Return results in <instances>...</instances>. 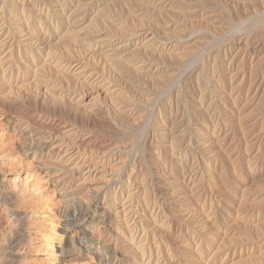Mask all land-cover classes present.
<instances>
[{
	"label": "rangeland",
	"instance_id": "rangeland-1",
	"mask_svg": "<svg viewBox=\"0 0 264 264\" xmlns=\"http://www.w3.org/2000/svg\"><path fill=\"white\" fill-rule=\"evenodd\" d=\"M73 1L74 0H66L67 4L64 7L65 10H62V16L65 19V24L63 26L59 23L58 18H56L57 16L54 15V9H56L57 6L59 7L61 3L65 2L64 0H54V2H50L49 0H0V26L3 29L1 30L4 32V34L9 33L7 35H10L9 37L12 39L11 49L10 47H6L0 51V85L2 84V86H0V108L2 109H0V126L1 124L3 126L6 118L10 116L9 113L11 116H18L20 111H25L26 108H28L30 110L27 109L26 111H29L30 113H36L38 109L37 113L40 112L39 114L44 117H58V119L66 121L67 123L69 121L70 124L74 123V125L78 124L76 126H80L81 128H87L88 130H86L94 137L97 135L95 138H93V140L97 143L99 142L98 144L104 147L100 148V150L98 149L99 151H96L95 149L97 148H94L96 153L94 150L93 152L92 150H86L89 158H93L91 159L94 167V173L87 179L86 187L94 189L96 196L94 194L87 195L86 189H83L81 190L82 201L84 200L83 202L86 203L85 205H91V208L95 202H100L109 207L112 212H115L117 209L116 207H118L116 200L118 199L119 201L121 198L124 200L129 193H132L133 195H131L130 199L131 205L134 208L133 210L137 213V216L138 214L142 215L141 222L136 228H133L132 223L130 222L128 225H126L128 227H125V225H120L122 228L119 229V232L122 233H120L122 237L119 235L117 242L119 244V248H121V250L126 253L124 255L125 258L122 259V262L124 261L132 264L143 263L140 262V252H137L133 249H128L129 245H126L129 244L128 240L131 239V237H134L138 242H144L142 243V245H144L141 247V253H144V263H147L148 259H150L149 264H264V171H262L264 170V50L263 52L262 49L258 51V49L255 48L254 50L256 42L254 43L255 39H253L252 35L256 33V29L258 27L264 25V0H93V3L92 0H78L79 2L77 0H75V2ZM84 2L86 4H83ZM89 2H91V4ZM182 2H185V10L187 11L186 13L184 10L185 15L183 16L177 12V6ZM78 3H80L79 5H88L85 6L87 8L80 9L85 13L80 10H76L78 7L76 4ZM71 11H73L72 16L70 14ZM101 13L109 16V18L103 19L102 21V16L100 15ZM69 16L70 19H68ZM28 20L30 22H28ZM16 21H18L19 24L16 23ZM253 25L255 27H253ZM72 26L75 27L73 28ZM119 27L122 28L118 29ZM68 29L72 39L75 37V39H80L79 41L81 43L77 42L79 44H87L98 34L102 33L105 36L115 39L116 36L122 37L124 35L125 38H130L131 36H129V34L134 35L135 33L141 34L143 32L148 34L147 38H153L151 47L154 50L156 47L160 46L161 43H170L171 45L173 44L172 46L175 48L172 51L169 50L168 52L172 53L173 55L163 56L162 58L156 55H154V57L153 54L150 55V52H138V57H136V53V56L134 54L132 55L131 50L133 48L127 49L125 53L130 51L131 53H127L126 60L128 58L127 61L129 62L126 63L127 65L125 64L123 71H130L131 73H127L131 75L134 73V76L135 74L139 75L138 85L133 86L129 84V82H127L123 76H121L120 71L122 70H119V63H116L114 67V63L111 65V62H105V60L103 62V59H101L102 57L100 58V56H96L95 54H93V57L91 55L92 53L87 52V50H85L83 47L81 48L79 44L77 45V43H72L69 39L65 38L67 37L65 34L69 33ZM51 30H53V32ZM21 31L31 35L35 33L38 34L37 36L46 35V38H49L50 43H44L43 41L34 43L31 42V46L28 45V48L26 46L24 47L22 44H20L21 42L18 43V41H20L18 35H20L19 33H21ZM72 31H74V33ZM10 32L13 33V35ZM63 35L64 37H62ZM174 35L177 36V38ZM124 37H122V39H125ZM62 40H64V42ZM241 40L242 42H240ZM263 40L264 38L262 41ZM82 41L85 42L83 43ZM60 42H63V44ZM252 44L254 46H252ZM20 45L22 46L20 47ZM45 45L46 47L48 46L49 49L48 47L46 48ZM217 46L219 48H217ZM36 47L39 48L38 51ZM21 49L23 51L27 49L25 50L26 54L25 51L23 52ZM47 51L49 53L52 52L50 53L51 57H53L52 55H55L56 58L64 60L68 58V61H72L75 64L77 62H82V64L86 66V68L90 70L91 73L95 74L96 78L98 77L103 79L104 83H107V85L110 83L108 86L106 85L105 87H102V89H105L106 87H109L108 89H110V87H112L114 90H119L121 92L120 102L123 101L126 103L124 104L126 110L124 108L121 109V107L124 105L119 103L117 104V101L114 102L111 97H107L108 99L111 98L110 100L107 98H105V100L103 98L106 97L104 96V93L102 94L99 88L93 87V80L87 78V74H84L80 79L78 78L77 80L76 75L72 74V71L75 69L71 68L70 70L64 71L53 67L52 64L48 65L49 61H46L48 58L45 57L47 55ZM86 52L91 55V57ZM178 52L180 54L189 52V54H186V59L177 61L174 57L178 54ZM6 55L7 58H4ZM6 59L8 63L4 65L3 61H6ZM28 59L30 61H28ZM44 60L47 63L44 62ZM108 63H110V65ZM9 65L10 69L7 70L6 68ZM41 65H43L44 70ZM202 65H204V75L208 73L207 75L209 76H200V70L202 71L203 69L201 67ZM25 67L27 72L24 71ZM33 70L36 71L34 72ZM2 74H4V76H2ZM97 74H101L102 76H98ZM85 75L87 76L85 77ZM119 75L121 76V80ZM186 75H191V78ZM197 76H199L200 79ZM243 76L244 78L241 79ZM152 77L157 80L153 81ZM168 77L170 78L169 83L164 85L165 87L163 86V88H159V83L163 80H166ZM85 78L87 80H85ZM74 79L77 80L78 84ZM81 81L82 83L84 81L83 85ZM86 81H88L89 84L86 83L85 85ZM79 84L80 86H78ZM90 85L91 88L93 87L92 89L90 88ZM133 87H137V89H133ZM207 87L209 90L213 91L209 92V95L203 93ZM218 88L222 97L220 96L217 99L216 90ZM256 88L258 89L256 90ZM160 89H162V91ZM198 90H200V92ZM98 94L101 96L99 95L100 97H98ZM96 95L97 98H95V100L91 99L94 96L96 97ZM182 96L184 98H182ZM187 96H190V98L193 100H196L195 98H197V102L202 100L201 108L203 111L205 109V113L203 112L200 114L203 117H200L199 121L203 131H197L198 125L196 121L193 120L194 118L192 117L194 115L191 113L192 102L190 101H192V99L188 98ZM203 96H206L207 98ZM4 97H6L5 99L7 101L3 99ZM48 97L51 98L49 99ZM7 98L13 101H9ZM1 99L4 100V103L6 102V107L2 106L4 103L1 102L3 101ZM185 99L188 100L185 101ZM221 99L223 100L221 101ZM235 99L238 101V103ZM230 100L232 102H230ZM8 102H12L11 105L8 104ZM86 102L90 103V107L89 103ZM211 102L212 104H210ZM205 105H207V107ZM210 107L211 110L209 109ZM235 107L236 109H234ZM4 109L7 110L5 111ZM212 111H216V113L214 114ZM237 111H241L242 113L238 112L237 115ZM136 114L137 116L139 115L138 118ZM230 114L233 117H231ZM173 123H176V125L175 128L173 127L172 129ZM229 124H234L236 127L232 125L234 128L232 129L234 134L231 131L232 135L231 133L228 135L229 137L226 144H230L228 147L230 149L228 153H231L232 150L233 153L235 151L236 155H238L239 159H241L243 167H246L244 169L245 171L250 172L252 169V171L258 173L255 177H251L248 172H244L243 176L245 178L241 180L244 182L243 184L240 182L239 186L237 183H234L236 181L232 182V184L230 181V185L234 184L233 186H236V190L239 189L238 194H236L233 200V205H236L233 206L231 210H227L225 208L224 199H222V196L220 195L219 188L222 187V183L218 178V175L223 171L220 169H223V161L225 162V159L222 158L221 154H216L219 151V145L215 143L218 139L212 135V133L215 134V136L221 135L220 138H222V135L225 132H230L229 130L232 127ZM242 129H244V131ZM251 129L252 131H250ZM186 130H188V132ZM246 130L248 132H245ZM2 132L3 130L0 129V133ZM196 133H199L200 135H196ZM161 136L163 138H161ZM212 136L213 138H210ZM4 137L5 136L3 134L1 135L0 139ZM10 141L12 142L13 139L9 140L7 137L5 141L6 143L4 142L7 145L5 149L8 151H13L11 145L7 144V142L9 143ZM200 144L203 146H199ZM207 144L209 145L207 146ZM248 145L251 148H248ZM245 148H247L248 151ZM258 151L262 152L260 153V156H257L259 153ZM13 156L15 155H12V158H14ZM215 156H217L220 160L213 161V157ZM142 158L145 159L143 160ZM15 159L19 162L22 161L21 164H23V168L21 173H19V176L21 184H25L27 182L28 176L36 168V166L32 164L30 159H26L22 155H19ZM99 160L104 161V163H100ZM51 161H53L51 162L52 165L54 164V161L55 164H62L59 163L56 158H52ZM186 163L188 164V168ZM192 165L194 168H197L198 173L192 177L193 181L187 180L188 183L187 181L182 183L180 178L188 176L187 173L189 172V169L192 167ZM176 166H178V168ZM210 166L215 168L212 169ZM116 170H118V173ZM230 171H232V173ZM230 171L228 176L234 180L233 178L235 177V172H233V169ZM169 172L171 173L170 176ZM27 173L28 175H26ZM172 173H175V175ZM3 174H7V171H5ZM11 174H13V172H11ZM108 174L112 175L111 178H113L114 182H106V179L109 177ZM12 176L13 175L10 177ZM40 177V175L35 177L36 182L41 181V185H39L37 188V193L41 194L40 198L48 201V205L45 204L47 207H44L45 205L43 207L40 206L44 211H47L48 209V212H46L45 216L46 219L44 218V221L42 222L43 225L45 224L44 226L46 227L45 229H47V232L52 229L53 231L49 233H52V235L58 234L55 236L58 237L62 227L61 224H59L61 223L60 220H62V218L58 213H60V210L62 209L60 207H63V204L56 193L49 191L50 189L48 188V184L44 182V180L42 181ZM81 181L82 180H76L75 178V181H73L72 184L76 186ZM259 181H262L263 184L259 183ZM174 184L176 187L173 186ZM195 184H197V187L195 186L196 188H193ZM218 185L220 187H218ZM249 187L252 189V191H250L251 189H249ZM176 192L179 193L177 195L178 198L182 197L180 201L178 198V200L172 199V195L176 194ZM240 192H244V194L247 195L246 196L243 194L247 200V204H249V207L245 206V208H242L243 212L237 208L240 204L239 201L242 198V194ZM84 194H86V196ZM169 197L171 198L169 199ZM51 203L53 206H51ZM49 204H51V207ZM255 206L257 208H255ZM27 208L31 210L29 206ZM49 209H51V212ZM183 209L190 211L191 216H183V214L180 212ZM135 218L136 217H134V219ZM135 222H138V219H135ZM258 224L262 225L260 226ZM156 225H160L162 227H155ZM3 231L4 228L0 225V241L4 239L1 237ZM58 238L59 240L56 242L59 241V243L55 244H62L64 241L63 237L60 236ZM23 246L24 245L19 244V246L17 245L15 247H11V249L7 245L6 247H1L2 250L0 248V264H56L53 261L54 256L51 255L54 249H49L48 247L41 248V243ZM83 262L80 264H95L94 261Z\"/></svg>",
	"mask_w": 264,
	"mask_h": 264
},
{
	"label": "bare ground",
	"instance_id": "bare-ground-1",
	"mask_svg": "<svg viewBox=\"0 0 264 264\" xmlns=\"http://www.w3.org/2000/svg\"><path fill=\"white\" fill-rule=\"evenodd\" d=\"M19 1V0H18ZM23 1V0H22ZM43 1V0H42ZM50 2L54 0H49ZM58 1V0H57ZM65 2L61 3V5H59V7L57 6L56 9H54V15H56L59 20V23L61 25L64 26L65 24V19L63 18L62 16V10L64 9L65 5L67 4L66 0H64ZM71 1V0H69ZM78 1V0H77ZM76 1V2H77ZM87 1V0H86ZM90 1V0H89ZM123 1V0H122ZM75 2V0L73 1ZM79 2V1H78ZM101 2V1H100ZM164 2V1H163ZM91 4V2H89ZM88 3V4H89ZM92 3H93V0H92ZM248 3V2H247ZM256 3V2H255ZM17 4V3H16ZM25 4V3H24ZM36 4V3H35ZM45 4V3H44ZM47 4V3H46ZM69 4V2H68ZM75 4V3H74ZM80 3L76 4L77 7V11H79L81 8H87L85 6H88V5H79ZM83 4H86L85 2ZM89 4V5H90ZM4 5V4H3ZM33 5V4H32ZM40 5V4H39ZM48 5V4H47ZM52 5V4H51ZM57 5V4H56ZM64 5V6H63ZM163 5V4H162ZM161 5V6H162ZM165 5V4H164ZM243 5V4H242ZM18 6V5H17ZM16 6V7H17ZM55 6V5H54ZM160 6V4H159ZM167 6V5H166ZM3 7V6H2ZM91 7V6H90ZM199 7V6H198ZM27 8V7H26ZM50 8V7H49ZM76 8V7H75ZM263 8V7H262ZM11 9V8H10ZM17 9V8H15ZM31 9V8H30ZM28 9V10H30ZM205 9V8H204ZM8 10V9H7ZM65 10V9H64ZM67 10V9H66ZM87 10V9H86ZM185 2H182L181 4L179 3V5L177 6V12L185 15ZM26 11V10H25ZM82 11V10H80ZM98 11V10H97ZM186 11V10H185ZM189 11V10H188ZM191 11V10H190ZM224 11V10H223ZM30 12V11H29ZM70 12V11H69ZM75 12V11H74ZM84 12V11H82ZM184 12V13H183ZM193 12V11H191ZM12 13V11H11ZM51 13V12H50ZM72 13L73 11H71V16H72ZM78 13V12H77ZM85 13V12H84ZM98 13V12H97ZM99 13H100V10H99ZM98 13V14H99ZM104 13V12H103ZM187 13V11H186ZM189 13V12H188ZM220 13V12H219ZM18 14V13H17ZM108 14V13H107ZM190 14V13H189ZM188 14V15H189ZM224 14V13H223ZM47 15V14H46ZM66 15V14H65ZM76 15V14H75ZM95 15V14H94ZM97 15V14H96ZM102 16V21L103 19H108L109 16H106L104 14H100ZM109 15V14H108ZM186 15V16H188ZM17 16V15H16ZM53 16V14H52ZM78 16V15H77ZM106 16V17H105ZM222 16V14H221ZM54 17V16H53ZM84 17V16H83ZM227 17V16H226ZM31 18V17H30ZM68 18V17H67ZM77 18V17H76ZM99 18V19H100ZM185 18V17H184ZM15 19V18H14ZM17 19V18H16ZM70 19V16L69 18ZM83 19V18H82ZM98 19V18H96ZM186 19V18H185ZM253 19V18H252ZM259 19V18H258ZM13 20V19H12ZM95 20V19H94ZM118 20V19H117ZM9 21V20H8ZM67 21V20H66ZM86 21V20H85ZM100 21V20H99ZM105 21V20H104ZM14 22V20H13ZM28 22H30L28 20ZM251 22V21H250ZM253 22V21H252ZM259 22V21H258ZM16 23L19 24L18 21H16ZM58 23V24H59ZM107 23V22H106ZM264 23V22H263ZM262 23V24H263ZM13 24V23H12ZM28 24V23H27ZM26 24V25H27ZM67 24V23H66ZM71 24V23H70ZM73 24V22H72ZM123 24V23H122ZM2 25V24H1ZM14 25H17V24H14ZM22 25V24H20ZM69 25V24H68ZM119 25V24H118ZM125 25V24H124ZM71 26V25H70ZM69 26V27H70ZM120 26V25H119ZM244 26V25H243ZM246 26V25H245ZM258 26V25H257ZM256 26V27H257ZM4 27V26H3ZM24 27V26H22ZM68 27V28H69ZM73 28L75 26H72ZM79 27V26H78ZM248 27V26H247ZM253 27H255L253 25ZM50 28V27H49ZM64 28V27H63ZM122 27H119L118 29H121ZM1 26H0V51H2L3 49H5L6 47H10L11 49V43H12V39H10V35H7L9 33H6L4 34V32L1 30ZM5 29V28H4ZM255 29V28H254ZM253 29V30H254ZM12 30V29H11ZM42 30V29H41ZM58 30V29H57ZM16 31V30H15ZM19 31V29H18ZM53 32V30H51ZM194 31V30H193ZM234 31V30H233ZM247 31V30H246ZM255 31V30H254ZM8 32V31H7ZM34 32V31H33ZM62 32V31H61ZM68 32H69V29H68ZM74 33V31H72ZM101 32V31H100ZM252 32V31H251ZM11 33V32H10ZM18 33V32H16ZM55 33V32H54ZM58 33V32H57ZM72 33V34H73ZM95 33V32H94ZM105 33V32H104ZM108 33V32H107ZM143 33V32H142ZM140 34V33H135L133 36L129 34V36H131L130 38L129 37H124L125 39H122V37H117L115 39H112L111 37L109 36H105L103 33L102 34H98L94 39H90L91 41L90 42H86L87 44H79L77 42H80L79 40L80 39H75L73 38L72 39V36L69 33L65 34V38L69 39L72 43H77V45L79 44L81 46V48L83 47L85 50H87V52L89 53H92L91 55L93 56V54H95L96 56H100L101 59H103V62L105 60V62H111V65L112 63H114V67L116 65V63L118 64L119 63V66H120V69L119 70H122L120 71L121 72V76H123V78L126 79L127 82H129V84L135 86V85H138V76L139 75H136L135 76L132 74H128V73H131L130 71L127 73L126 71H123L124 67H125V64L129 61L128 58L126 60V57H127V53H131L132 51V55L136 53V57H138V52H150V55L153 54L158 56V57H163V56H171L173 55L172 53H168L169 50L172 51L175 47L172 46L170 43H161L160 46L156 47V49L154 50L151 45L153 43V38H147L148 34L146 33H143V34ZM181 33V32H180ZM13 35V33H11ZM20 35H18V38H20L18 41L21 42L20 44H22L24 47L26 46L28 48V45L31 46V42H44V43H50L49 41V38H46V35L45 36H37L38 34H29V33H26V32H23L21 31V33H19ZM43 34V33H42ZM70 34V35H69ZM93 34V33H92ZM97 34V33H96ZM124 34V33H123ZM122 34V35H123ZM54 35V34H53ZM91 35V34H90ZM94 35V34H93ZM109 35V34H108ZM180 35V34H178ZM182 35V34H181ZM186 35V34H185ZM188 35V34H187ZM253 35V39L254 40V43L256 42V46H254L252 44V46H254V50L255 48L259 50L262 49V52L264 50V40L262 41V39L264 38V25H262L261 27H258L256 29V33L252 34ZM60 36V35H59ZM175 36V35H174ZM251 36V35H250ZM56 37V36H55ZM58 37V35H57ZM64 37V35L62 36ZM61 37V38H62ZM154 37V36H153ZM177 38V36H175ZM237 37V36H235ZM52 38V37H51ZM181 38V37H180ZM185 38V37H184ZM229 38V37H228ZM60 39V38H59ZM89 39V38H88ZM179 39V38H178ZM240 39V38H239ZM14 40V39H13ZM17 40V39H16ZM61 40V39H60ZM82 40V39H81ZM86 40V39H85ZM183 40V39H181ZM57 41V40H56ZM59 41V40H58ZM64 42V40H62ZM66 41V40H65ZM68 41V40H67ZM69 41V43H70ZM155 41V40H154ZM237 41V40H236ZM63 42H60L63 44ZM83 42V41H82ZM85 42V41H84ZM83 42V43H84ZM242 42V40L240 41ZM71 43V44H72ZM81 43V42H80ZM37 44V43H36ZM42 44V43H41ZM54 44V43H53ZM57 44V42H56ZM67 44V43H66ZM242 44V43H241ZM13 45V44H12ZM20 45V47L22 46ZM39 45V43H38ZM37 45V46H38ZM65 45V44H64ZM226 45V44H225ZM244 45V44H243ZM19 46V44H18ZM35 46V45H34ZM40 46V45H39ZM49 46V44H48ZM47 46V47H48ZM52 46V45H51ZM55 46V45H54ZM71 46V45H70ZM76 46V45H75ZM79 46V47H80ZM43 47V46H42ZM46 47V45H45ZM46 47V48H47ZM50 47V46H49ZM48 47V49H49ZM59 47V46H57ZM64 47V46H63ZM62 47V48H63ZM69 47V46H68ZM31 48V47H30ZM37 48V47H36ZM35 48V49H36ZM72 48V47H71ZM77 48V47H76ZM129 48H133L130 52H127V49ZM217 48H219L217 46ZM242 48V46H241ZM41 49V48H40ZM56 49V48H55ZM190 49V48H189ZM226 49V48H225ZM22 50V49H21ZM27 50V49H25ZM24 50V51H25ZM39 50V48H37V51ZM154 50V51H153ZM188 50V49H187ZM192 50V49H191ZM11 51V50H10ZM23 51V50H22ZM23 51V52H24ZM31 51V50H30ZM29 51V52H30ZM77 51V49H76ZM80 51V50H78ZM83 51V50H82ZM81 51V52H82ZM228 51V50H227ZM9 52V51H8ZM19 52V51H18ZM22 52V53H23ZM34 52V51H33ZM86 52V53H87ZM181 52V51H180ZM220 52V51H218ZM240 52V51H239ZM256 52V51H255ZM35 53V52H34ZM47 51V55L45 57H47L48 59L46 61H49L48 65L49 64H52L53 67H56L58 69H61V70H70L71 68L72 69H75L74 71H72L74 75H76L77 77V80L78 78L80 79L84 74H87L85 75V77L87 76V78L89 79H92L93 80V87L95 88H99L101 91V93L103 94L104 93V96L106 97H103L104 99L107 98V97H111L114 102L117 101L116 103L118 104H126L125 102L121 101L120 102V99H121V92L119 90H114L112 87H110V89H108L109 87H106L105 89H102V87H105L107 85V83H104V80L103 79H100V78H96L95 77V74L91 73L90 70H88L86 68V66H84L82 64V62H77L76 64L73 63L72 61H68L67 59H60V58H56L55 55H52L53 57H51L50 52ZM85 53V52H84ZM192 53V52H191ZM190 53V54H191ZM24 54V53H23ZM25 54H26V51H25ZM32 54V53H31ZM80 54V53H79ZM83 54V53H82ZM88 54V53H87ZM186 54H189V52L187 53H179L176 55L174 58L177 60V61H182L183 59H186ZM34 55V54H33ZM50 55V57H49ZM65 55V54H64ZM67 55V54H66ZM84 55V54H83ZM89 55V54H88ZM91 55H89L91 57ZM131 55V54H130ZM129 55V56H130ZM142 55V54H141ZM29 56V55H28ZM32 56V55H30ZM63 56V55H62ZM86 56V55H85ZM84 56V57H85ZM128 56V57H129ZM152 56V57H153ZM55 57V58H54ZM80 57V56H79ZM94 57V56H93ZM140 57V56H139ZM151 57V56H150ZM155 57V56H154ZM3 58V57H2ZM4 58H7V55L4 56ZM31 58V57H30ZM29 58V59H30ZM71 58V57H70ZM135 58V57H134ZM173 58V59H174ZM188 58V57H187ZM28 59V61H30ZM32 59V58H31ZM138 59V58H137ZM24 60V59H23ZM88 60V59H87ZM141 60V59H140ZM175 60V61H176ZM197 60V59H196ZM44 60V62H46ZM78 61V60H77ZM80 61V60H79ZM99 61V60H98ZM198 61V60H197ZM27 62V61H26ZM141 62V61H140ZM147 62V61H146ZM200 62V61H199ZM233 62V60H232ZM8 63L7 59L6 61H3V64L6 65ZM47 63V62H46ZM87 63V62H86ZM149 63V61H148ZM195 63V62H194ZM17 64V63H16ZM15 64V65H16ZM21 64V63H20ZM35 64V63H34ZM33 64V65H34ZM105 64V63H104ZM110 65V63H108ZM136 64V63H135ZM151 64V63H150ZM197 64V63H196ZM1 65V64H0ZM3 65V67H4ZM14 65V66H15ZM32 65V66H33ZM122 65V66H121ZM127 65V64H126ZM42 68H43V65H41ZM45 66V65H44ZM91 66V64H90ZM104 66V65H103ZM118 66V67H119ZM149 66V65H148ZM204 65H202L201 67L203 68L202 71L200 70V76H205L207 74L204 75L205 71L204 70ZM230 66V65H229ZM228 66V67H229ZM2 67V66H1ZM2 67V68H3ZM24 67V66H23ZM46 67H47V64H46ZM50 67V66H49ZM129 67V66H128ZM136 67V66H135ZM140 67V66H139ZM1 68V69H2ZM16 68V67H15ZM31 68V67H30ZM104 68V67H103ZM127 68V67H126ZM5 69V68H4ZM7 70L10 69V65L6 68ZM5 69V70H6ZM21 69V68H20ZM36 69V68H35ZM39 69V67H38ZM98 69V68H97ZM128 69V68H127ZM138 69V68H137ZM139 69H142V68H139ZM144 69V68H143ZM193 69V68H192ZM196 69V68H195ZM201 69V68H200ZM258 69V67H257ZM4 70V71H5ZM29 70V69H27ZM41 70V68H40ZM44 70V68H43ZM52 70V69H51ZM112 70V69H111ZM130 70V68H129ZM22 71V70H20ZM25 72L26 71V67H25ZM34 71V70H33ZM36 71V70H35ZM34 71V72H35ZM53 71V70H52ZM102 71V70H101ZM118 71V69H117ZM134 71V70H133ZM137 71V70H136ZM147 71V70H146ZM150 71V70H149ZM157 71V70H156ZM193 71V70H192ZM197 71V70H196ZM207 71V70H206ZM2 72V71H1ZM60 72V71H59ZM180 72V70H179ZM183 72V71H182ZM11 73V72H10ZM56 73V72H55ZM67 73V72H66ZM104 73V72H103ZM119 73V72H117ZM203 73V74H202ZM213 73V72H212ZM7 74V73H6ZM71 74V75H72ZM238 74V73H237ZM38 75V74H37ZM98 75V74H97ZM100 76H102L101 74H99ZM98 75V76H99ZM179 75V74H178ZM181 75V74H180ZM193 75V74H192ZM252 75V74H251ZM2 76H4V74H2ZM6 76V75H5ZM23 76V75H22ZM69 76V75H68ZM73 76V75H72ZM107 76V75H106ZM121 76L119 75L120 77V80H121ZM134 76V77H133ZM186 76H189V75H186ZM209 76V75H207ZM213 76V75H212ZM237 76V75H235ZM242 76V75H241ZM257 76V74H256ZM27 77V76H26ZM70 77V76H69ZM144 77V76H143ZM146 77V76H145ZM191 78V75L189 76ZM199 77V76H197ZM211 77V76H210ZM231 77V76H230ZM36 78V77H34ZM38 78V77H37ZM53 78V77H52ZM58 78V77H57ZM75 78V77H74ZM153 78V77H152ZM204 78V77H202ZM244 76L241 78L243 79ZM107 79V78H106ZM197 79V78H196ZM200 79V77H199ZM210 79V78H209ZM213 79V78H212ZM230 79V78H229ZM32 80V79H31ZM73 80V78H72ZM76 80V79H74ZM76 80V82H77ZM85 80H87L85 78ZM112 80V79H111ZM124 80V79H122ZM153 81L157 80V79H152ZM183 80V79H182ZM198 80V79H197ZM203 80V79H202ZM208 80V79H207ZM35 81V80H33ZM38 81V80H37ZM42 81V80H41ZM44 81V80H43ZM53 81V80H52ZM63 81V80H62ZM106 81V80H105ZM114 81V80H113ZM118 81V80H117ZM142 81V79H141ZM170 81V78H166V80H163L162 82H160L159 84V88H163L164 85H166L167 83H169ZM200 81V80H199ZM222 81V80H221ZM263 81V80H262ZM45 82V81H44ZM43 82V83H44ZM49 82V81H47ZM75 82V81H74ZM75 82V83H76ZM109 82V81H108ZM224 82V81H223ZM37 83H40V82H37ZM80 83V82H79ZM82 83V81H81ZM84 83V81H83ZM82 83V85H83ZM86 83H88V81L85 82V85ZM121 83V82H120ZM216 83V82H215ZM256 83V81H255ZM17 84V83H16ZM78 84V82H77ZM89 84V83H88ZM110 84V83H109ZM108 84V85H109ZM128 84V83H127ZM202 84V83H201ZM72 85V84H71ZM84 85V86H85ZM107 85V86H108ZM114 85V84H113ZM186 85V84H185ZM199 85V84H198ZM204 85V83H203ZM221 85V84H220ZM2 86V84L0 85ZM24 86V85H23ZM22 86V87H23ZM59 86H60V82H59ZM80 86V84L78 85ZM112 86V85H111ZM119 86V85H118ZM197 86V85H196ZM260 86V84H259ZM258 86V87H259ZM14 87V86H13ZM25 87V86H24ZM23 87V88H24ZM58 87V86H57ZM56 87V88H57ZM76 87V86H75ZM87 87V86H86ZM92 87V88H93ZM156 87V86H155ZM165 87V86H164ZM188 87V86H187ZM204 87V86H203ZM4 88V87H3ZM9 88V87H7ZM11 88V87H10ZM18 88V87H17ZM89 88V86H88ZM90 88H91V85H90ZM91 88V89H92ZM94 88V90H95ZM130 88V87H129ZM137 87H133V89ZM223 88V87H222ZM45 89V88H44ZM52 89V88H51ZM55 89V88H53ZM61 89V88H59ZM78 89V88H77ZM90 89V90H91ZM98 89V90H99ZM107 89V90H106ZM113 89V90H111ZM157 89V88H156ZM189 89V88H187ZM206 90L203 92L205 94H208L209 92H213L212 90H209V88H205ZM235 89V88H234ZM258 88H256L257 90ZM29 90V89H28ZM57 90V89H56ZM68 90V89H67ZM105 90V91H104ZM143 90V89H142ZM162 91V89H160ZM201 90V89H200ZM200 90H198L200 92ZM21 91V90H20ZM47 91V90H46ZM85 91V90H84ZM93 91V90H91ZM97 91V90H96ZM165 91V89H164ZM163 91V92H164ZM216 94H217V99L218 97L221 96V93H220V90L219 88L216 90ZM231 91V90H230ZM29 92V91H28ZM45 92V91H44ZM53 92V91H51ZM56 92V91H55ZM66 92V91H65ZM68 92V91H67ZM159 92V91H158ZM232 92V91H231ZM2 93V92H1ZM47 93V92H46ZM54 93V92H53ZM60 93V92H59ZM84 93V92H83ZM169 93V92H168ZM185 93V92H184ZM256 93V92H255ZM24 94V93H23ZM49 94V93H48ZM63 94V93H62ZM65 94V93H64ZM97 94V93H96ZM187 94V92H186ZM192 94V93H191ZM190 94V95H191ZM202 94V92H201ZM204 94V95H205ZM212 94V93H211ZM31 95V94H30ZM91 95V94H90ZM100 94H98V97ZM167 95V94H166ZM189 95V93H188ZM200 95V93H199ZM203 95V94H202ZM209 95V94H208ZM214 95V94H213ZM6 96V95H5ZM50 96V94H49ZM62 96V95H61ZM64 96V95H63ZM67 96V95H66ZM92 96V95H91ZM168 96V95H167ZM201 96V95H200ZM199 96V97H200ZM1 97V96H0ZM3 97V96H2ZM9 97V96H8ZM16 97V96H15ZM28 97V96H27ZM60 97V96H59ZM58 97V98H59ZM188 97V96H187ZM203 97H206V96H203ZM222 97V96H221ZM6 97H4L3 99H5ZM37 98V97H36ZM40 98V97H39ZM49 98V97H48ZM51 98V97H50ZM49 98V99H50ZM55 98V97H54ZM95 98H97V95L96 97H92L91 99L95 100ZM110 98V99H111ZM182 98H184L182 96ZM186 98V97H185ZM190 98V96L188 97ZM207 98V97H206ZM1 99V100H3ZM9 99V98H7ZM13 99V98H12ZM22 99V98H21ZM29 99V97H28ZM100 99V98H99ZM108 99V98H107ZM108 99V100H110ZM181 99V98H180ZM192 99V98H190ZM197 100V98H195ZM199 99V98H198ZM205 99V98H203ZM227 99V98H225ZM6 100V99H5ZM15 100V99H14ZM19 100V99H18ZM56 100V99H55ZM79 100V99H78ZM97 100V99H96ZM106 100V99H105ZM124 100V99H123ZM182 100V99H181ZM188 100V99H187ZM185 99V101H187ZM196 100H193L190 101L192 102V112L193 113V117L194 118L193 120L196 121L197 125H198V128H197V131H203L201 128V123L199 121V118L200 117H203L201 116L200 114H202L203 112L205 113V109L204 111L202 110V100H200L199 102H197ZM223 99H221L222 101ZM236 100V99H235ZM7 101V100H6ZM9 101H13L11 99H9ZM22 101V100H21ZM20 101V102H21ZM25 101V100H24ZM47 101V100H46ZM52 101V99H51ZM196 101V102H195ZM210 101V100H209ZM220 101V100H219ZM237 101V100H236ZM4 103V100L1 101ZM19 102V101H18ZM32 102V101H31ZM37 102V101H35ZM33 102V103H35ZM49 102V101H48ZM62 102V101H61ZM64 102V100H63ZM83 102V101H82ZM94 102V101H93ZM113 102V103H114ZM180 102V101H179ZM178 102V103H179ZM183 102H184V99H183ZM206 102V100H205ZM214 102V101H213ZM230 102H232L230 100ZM12 103V102H11ZM10 102H8V104L11 105ZM40 103V102H39ZM86 103H89V102H86ZM189 103V102H188ZM236 103V102H235ZM238 103V101H237ZM6 102L4 103V105H2L3 107L5 106ZM94 104V103H92ZM103 104V103H102ZM176 104V103H175ZM212 104V102L210 103ZM234 104V102H233ZM26 105V104H25ZM66 105V104H65ZM84 105V104H83ZM82 105V106H83ZM100 105V104H99ZM115 105V104H114ZM129 105V104H127ZM191 105V104H190ZM209 105V104H208ZM9 106V105H8ZM13 106V105H12ZM42 106V105H41ZM44 106V105H43ZM68 106V105H67ZM207 107V105H205ZM6 107V106H5ZM10 107V106H9ZM66 107V106H65ZM69 107V106H68ZM89 107H90V103H89ZM88 107V108H89ZM97 107H100V106H97ZM130 107V106H129ZM213 107V106H212ZM18 108V107H17ZM16 108V109H17ZM26 108V107H25ZM64 108V106H63ZM118 108V106H117ZM125 109V105L121 107V109ZM162 108V107H161ZM187 108V107H186ZM216 108V107H215ZM1 109V108H0ZM28 108H26L27 110ZM35 109H36V106H35ZM188 109V108H187ZM211 110V107L209 108ZM217 109V108H216ZM233 109V108H232ZM236 109V107L234 108ZM233 109V110H234ZM2 110V109H1ZM5 110V109H4ZM7 110V109H6ZM5 110V111H6ZM22 110V109H21ZM20 111L18 114V116H11V114L9 113V117L6 118V120L4 121V124L2 126H0V129L3 130L2 133H0V137L1 135L4 134V138H1L0 139V225L3 226L4 228V231H3V234L1 235L2 239L4 238L5 234H7V238H8V243H7V246L10 247H15V246H19V244L21 245H24V246H30V245H36L38 243H41V248L42 247H48L49 249H54V251L52 252L51 255L54 256V259L53 261L56 263V264H80L81 262L83 261H94L95 264H132V263H127V262H122V259H124V255L126 254L124 251L121 250V248H119V244L117 242V238L118 236L120 235L121 232H119V229L122 228L120 227L125 225V227H128L126 225L130 223H132V227L133 228H136L138 227V224H140L141 222V218H142V215H139L137 216V213L133 210L134 208L132 207L131 205V195H133L132 193H129L127 197H125L124 200H122V198L118 201V199L116 200L117 202V205L118 207H116V211L115 212H112L110 210L109 207L105 206L103 203H97L95 202L93 207L91 208L90 206L88 205H85L86 203H84L81 199V190H85L86 189V193L87 195H91V194H94L95 195V190L94 189H90V187H86V184H87V179L92 176V174L94 173V167H93V164H92V159L89 158V156L87 155V152L86 150H94V148H97L95 149L96 151H99L100 148H103L104 146H101L99 145L96 141L93 140V138H95L94 136H92L90 134V132H88L86 129L84 128H81L80 126H76L73 124H70L69 121L68 123L66 121H63L61 119H58L57 118H54V116L52 117H44L42 116L41 114L37 113L38 112V109H37V112L35 113H30L29 111ZM30 110V109H28ZM34 110V109H32ZM79 110V109H78ZM88 110V109H87ZM91 110V109H90ZM93 110V109H92ZM120 110V109H119ZM126 110V109H125ZM129 110V108H128ZM154 110V109H153ZM209 110V111H210ZM70 111V110H69ZM82 111V110H81ZM96 111V110H95ZM113 111V110H112ZM151 111V110H150ZM161 111V110H160ZM94 112V111H93ZM118 112V111H117ZM125 112V111H123ZM147 112V111H146ZM190 112V111H189ZM213 112V111H212ZM238 112L242 113L241 111H237V115H238ZM14 113V112H13ZM48 113V112H47ZM99 113V112H98ZM129 113V112H128ZM135 113V112H134ZM149 113V112H148ZM214 114L216 113V111L213 112ZM230 113V112H229ZM232 113H235V112H232ZM16 114V113H15ZM213 114V115H214ZM218 114V113H217ZM132 115V114H131ZM134 115V114H133ZM137 116V114H136ZM231 116V114H230ZM248 116V115H247ZM60 117V116H59ZM139 117V115L137 116V118ZM151 117V116H150ZM164 117V116H163ZM210 117V116H209ZM212 117V116H211ZM233 117V116H231ZM237 117V116H236ZM4 118V117H3ZM208 118V117H207ZM247 118V117H246ZM114 119V118H113ZM129 119V118H128ZM150 119V118H149ZM152 119V118H151ZM231 119V118H230ZM240 119V118H239ZM68 120V119H67ZM73 120V119H72ZM142 120V119H141ZM245 120V119H244ZM174 121V120H173ZM187 121V119H186ZM227 121V120H225ZM74 122V121H73ZM135 122V121H134ZM167 122V121H166ZM188 122V121H187ZM240 122V121H239ZM244 122V121H243ZM72 123V122H71ZM172 123V122H171ZM237 123V122H236ZM235 123V124H236ZM189 124V122H188ZM223 124V123H222ZM254 124V123H253ZM87 125V124H86ZM172 129L173 127L175 128V125L176 123H173L172 124ZM226 125V124H225ZM230 125V124H229ZM228 125V126H229ZM232 125L234 124H231L230 126L232 127ZM243 125V124H242ZM252 125V124H251ZM255 125V124H254ZM229 126V127H230ZM235 126V125H234ZM3 127V128H2ZM140 127V126H139ZM157 127V125H156ZM177 127V126H176ZM227 127V125H226ZM236 127V126H235ZM239 127V126H238ZM249 127V126H248ZM89 128V127H88ZM93 128V127H92ZM91 128V129H92ZM97 128V127H96ZM240 128V127H239ZM158 129V128H157ZM167 129V128H166ZM189 129V127H188ZM219 129V128H218ZM234 129L233 127L229 130L230 132H225L223 135H222V138L221 135H216L212 133V135H214L215 140H217L215 143L219 145L218 149L219 151L216 153V154H221L222 155V158L225 159V162L223 161V169H220L222 172L219 173L218 175V178L220 179L221 183H222V187L219 188L220 190V195L222 196V199H224V202H225V208L227 210H231L233 206V200L236 196V194H238V190H236V186H233V185H230V181H231V184L232 182L234 183H237L238 186L240 185V182L243 184V182L241 181L243 178H245L243 176L244 172H248L249 175H251V177H255L258 173L255 172V171H252V169L249 171H245L241 163V159H239L238 155H236L235 151L233 153V150L231 153H228V151L230 150L228 147L230 146V144L226 145L227 144V141H228V135L231 133L234 134L233 130ZM250 129V128H248ZM94 130V129H93ZM196 130V129H195ZM214 130V128H213ZM217 130V129H216ZM239 130V129H238ZM244 131V129H242ZM240 130V131H242ZM170 131V130H169ZM188 132V130H186ZM215 131V130H214ZM239 131V133H240ZM252 131V129L250 130ZM95 132V131H94ZM175 132V131H174ZM213 132V131H212ZM218 132V131H216ZM236 132V131H235ZM245 132H248L247 130ZM93 133V132H92ZM143 133V132H142ZM152 133V132H151ZM190 133V132H189ZM201 133V132H200ZM219 133V132H218ZM231 133V135H232ZM148 134V133H147ZM183 134V133H182ZM185 134V133H184ZM199 134V133H198ZM196 133V135H198ZM247 134V133H245ZM249 134V133H248ZM102 135V134H101ZM123 135V134H122ZM145 135V134H144ZM162 135V134H160ZM192 135V134H190ZM200 135V134H199ZM208 135V134H207ZM237 135V134H236ZM146 136V135H145ZM166 136V135H165ZM179 136V135H178ZM183 136V135H182ZM194 136V134H193ZM206 136V135H204ZM203 136V137H204ZM210 136V135H209ZM208 136V137H209ZM239 136V135H238ZM242 136V134H241ZM240 136V137H241ZM9 140H12L13 141L11 142H7V144L11 145V147L13 148L12 150L13 151H8L6 148V139ZM100 137V135H99ZM192 137V136H191ZM190 137V138H191ZM207 137V136H206ZM235 137V136H234ZM239 137V138H240ZM140 138V137H139ZM158 138V137H157ZM161 138H163L161 136ZM178 138V137H177ZM193 138V137H192ZM205 138V137H204ZM210 138H213L210 137ZM100 139V138H99ZM144 139V138H143ZM148 139V138H147ZM171 139V138H170ZM199 139V138H198ZM236 139V138H235ZM262 139V137H261ZM98 140V139H97ZM105 140V139H104ZM177 140V139H176ZM207 140V139H206ZM172 141V140H170ZM258 141V140H257ZM262 141V140H261ZM5 142V143H4ZM163 142V141H162ZM174 142V141H173ZM234 142V141H233ZM232 142V144H233ZM260 142V141H259ZM132 143V142H131ZM231 143V142H230ZM239 143V142H238ZM237 143V144H238ZM193 144V143H192ZM236 144V145H237ZM258 144V143H257ZM206 145V144H205ZM209 144H207L208 146ZM239 145V144H238ZM121 146V145H120ZM199 146H203V145H199ZM226 146V147H225ZM246 146V145H245ZM249 146V145H248ZM252 146V144H251ZM254 146V144H253ZM163 147V146H162ZM172 147V146H171ZM206 147V146H205ZM225 147V148H224ZM232 147V146H231ZM236 147V146H235ZM243 147V146H242ZM164 148V147H163ZM169 148V146H168ZM210 148V147H209ZM248 148H251L250 146ZM260 148V147H259ZM99 149V150H98ZM107 149V148H106ZM247 149V148H245ZM11 150V149H9ZM94 150V151H95ZM175 150V149H174ZM206 150V149H205ZM210 150V149H209ZM236 150V149H235ZM240 150V149H239ZM237 150V151H239ZM250 150V149H249ZM258 150V149H256ZM95 151V153H96ZM110 151V150H108ZM184 151V150H183ZM248 151V149H247ZM101 152V151H100ZM182 152V151H181ZM192 152V151H191ZM241 152V151H240ZM259 152V151H258ZM131 153V152H130ZM187 153V152H186ZM208 153V152H207ZM214 153V152H213ZM247 153V152H246ZM260 153L262 152H259L257 156H260ZM102 154V153H101ZM194 154V153H192ZM241 154V153H239ZM245 154V153H244ZM12 155H15L13 156L14 158H12ZM24 156L26 159H30L32 164H34L36 166V168L30 173V175L28 176L27 178V182L25 184H21V180H20V176H19V173H21L22 171V168H23V164H21V162L17 161L15 158L18 157V156ZM190 155V154H188ZM250 155V154H249ZM254 155V154H253ZM88 156V157H87ZM97 156V155H96ZM102 156V155H101ZM100 156V157H101ZM104 156V155H103ZM132 156V155H131ZM141 156V155H140ZM209 156V155H208ZM212 156V154H211ZM240 156V155H239ZM245 156V155H244ZM263 156V155H262ZM111 157V156H110ZM243 157V156H242ZM252 157V156H251ZM256 157V155H255ZM52 158H56V160H58L59 163H62V164H55V161H54V164L52 165L51 162V159ZM192 158V157H191ZM221 158V159H222ZM250 158V157H249ZM254 158V157H253ZM258 158V157H257ZM260 158V157H259ZM141 159V158H140ZM143 159V158H142ZM145 159V158H144ZM143 159V160H144ZM153 159V158H151ZM188 159V158H187ZM223 159V160H224ZM256 159V158H255ZM254 159V160H255ZM263 159V157H262ZM108 160V159H107ZM118 160V159H117ZM120 160V159H119ZM155 160V159H154ZM199 160V159H198ZM220 159L215 156L213 157V161H219ZM243 160V158H242ZM251 160V159H250ZM249 160V161H250ZM258 160V159H257ZM28 161V160H27ZM100 163L104 161L102 160H99ZM211 161V162H213ZM231 161V162H230ZM264 161V160H263ZM57 162V163H58ZM109 162V161H108ZM107 162V163H108ZM114 162V161H113ZM180 162V161H179ZM222 162V160H221ZM256 162V161H254ZM116 163H121V162H116ZM183 163V161H182ZM188 163V162H187ZM186 163V164H187ZM249 163V162H248ZM264 163V162H263ZM28 164V163H27ZM150 164V163H149ZM162 164V163H161ZM196 164V163H195ZM194 164V165H195ZM208 164V163H207ZM245 164V163H244ZM29 165V164H28ZM27 165V166H28ZM146 165V164H145ZM144 165V166H145ZM263 165V164H262ZM260 165V166H262ZM102 166V165H101ZM148 166V165H147ZM182 166V165H181ZM184 166V165H183ZM214 166V165H213ZM69 167V168H67ZM97 167V166H96ZM178 168V166H176ZM211 167V166H210ZM252 167V166H251ZM255 167V166H254ZM165 168V167H164ZM184 168V167H183ZM187 168H188V164H187ZM199 168V167H198ZM212 168V167H211ZM215 168V167H214ZM212 168V169H214ZM220 168V167H219ZM121 169V168H120ZM181 169V167H180ZM233 169V172H235V177L233 178L234 180H232L228 174H229V171ZM255 169V168H254ZM96 170V169H95ZM119 170V169H118ZM118 170L117 173H118ZM176 170V169H175ZM185 170V169H184ZM7 171V174H3L2 173ZM139 171V170H138ZM144 171V170H143ZM180 171V170H179ZM208 171V170H207ZM210 171V170H209ZM215 171V170H214ZM264 171V170H262ZM11 172H13V174H11ZM188 172V171H187ZM232 173V171H230ZM164 173V172H163ZM179 173V172H178ZM177 173V174H178ZM198 173V170L197 168H194V166L192 165V167L189 169V172L187 173V177H182L180 178V180L182 181V183H184V181L186 182L187 180L189 181H193V176H195L196 174ZM113 174V173H112ZM115 174V173H114ZM170 172H169V176H170ZM175 175V173H172ZM176 174V175H177ZM260 174V173H259ZM11 175H13L12 177H10ZM28 175V173L26 174ZM40 175V179L44 182H46L48 184V188L50 189L49 191H51L52 193H56L60 200L62 201V204H63V207H60L62 208L60 210V214L62 220L61 223V229H60V233H59V236L58 237H63V243L62 244H55V243H59L56 242L57 240H59L58 237H55L57 235H52V233H49L51 231H53L52 229L47 232L45 229L46 227L43 225V222L44 221V218L46 216V212H48V209L47 211L45 210H42L41 207H43L45 204L48 203V201L46 202L45 200H43L42 198H40L41 194L37 193V188L39 187L40 182H36L35 181V177ZM152 175V174H150ZM214 175V174H212ZM108 178L106 179V182L108 183H112L114 182L112 175L108 174ZM129 176V175H128ZM181 176V175H180ZM179 176V177H180ZM149 177V176H148ZM75 178L76 180H82L78 185H74L72 184L73 181H75ZM117 178V177H116ZM172 178V176H171ZM175 178V177H174ZM140 179V178H139ZM177 179V178H176ZM216 179V178H215ZM248 179V177H247ZM93 180V179H92ZM153 180V179H152ZM209 180V179H208ZM90 181V180H89ZM141 181V180H140ZM195 181V180H194ZM43 182V183H44ZM134 182V181H133ZM174 182V181H173ZM172 182V183H173ZM75 183V182H74ZM128 183V182H127ZM158 183V182H157ZM188 183V181H187ZM192 183V182H191ZM210 183V182H209ZM247 183V182H246ZM259 183H262V181H259ZM107 184V183H106ZM255 184V183H254ZM263 184V183H262ZM108 185V184H107ZM245 185V184H244ZM260 185V184H259ZM121 186V185H120ZM123 186V185H122ZM147 186V185H146ZM154 186V185H153ZM175 186V184L173 185ZM179 186V184H178ZM188 186V185H187ZM197 187V184H195L193 186V188H196ZM216 186V185H215ZM242 186V185H241ZM176 187V186H175ZM218 187H220L218 185ZM243 187V186H242ZM109 189V188H108ZM160 189V188H159ZM199 189V188H198ZM208 189V188H207ZM245 189V187H244ZM249 189H251L249 187ZM193 190V189H192ZM201 190V189H200ZM217 190V189H216ZM248 190V189H247ZM176 191V190H175ZM178 191V189H177ZM181 191V190H180ZM237 191V193H236ZM241 191V190H240ZM244 191V190H242ZM246 191V190H245ZM252 191V189L250 190ZM137 192V191H136ZM196 192V191H195ZM218 192V191H217ZM257 192V191H256ZM259 192V191H258ZM241 193V192H240ZM239 193V194H240ZM248 193V192H246ZM251 193V192H250ZM146 194V193H145ZM179 193L176 192V194H173L172 195V199L175 200L177 199V195ZM242 194V198L241 200L239 201V205H238V209L242 211V208L245 206H248L249 204H247V200L245 198L244 195V192L241 193ZM244 194V195H243ZM252 194V193H251ZM86 196V194H84ZM167 195V194H166ZM200 195V194H199ZM96 196V195H95ZM220 196V197H221ZM247 196V195H246ZM112 197V196H111ZM187 197V196H186ZM86 198V197H84ZM113 198V197H112ZM161 198V197H159ZM167 198V197H166ZM171 197H169L170 199ZM192 198V197H191ZM199 198V197H198ZM179 201L182 199L181 198H178ZM177 199V200H178ZM94 200V199H93ZM147 200V199H146ZM172 200V202H173ZM200 200V199H199ZM263 200V199H262ZM88 201V200H87ZM99 201V200H98ZM183 201V200H182ZM181 201V202H182ZM236 201V200H235ZM261 201V200H260ZM259 201V202H260ZM264 201V200H263ZM261 201V202H263ZM86 202V201H85ZM133 202V201H132ZM223 202V201H222ZM176 203V202H175ZM258 203V202H257ZM52 204V203H51ZM49 204V206L51 205ZM111 204V203H110ZM158 204V203H157ZM188 204V203H187ZM48 205V204H47ZM47 205H45L44 207H47ZM166 205V204H165ZM223 205V204H222ZM251 205V204H250ZM257 205V204H255ZM30 207L31 210H29L27 207ZM41 206V207H40ZM53 206V204L51 205ZM50 206V207H51ZM261 206V205H260ZM58 207V206H57ZM174 207V206H173ZM196 207V205H195ZM249 207V206H248ZM252 207V205H251ZM49 208V207H48ZM165 208V207H164ZM163 208V209H164ZM176 208V207H175ZM198 208V207H197ZM204 208V207H203ZM255 208H257L255 206ZM254 208V210L256 211V209ZM45 209V208H44ZM52 209V208H51ZM49 209V211L51 210ZM180 209V208H179ZM247 209V208H246ZM115 210V209H114ZM176 210V209H174ZM244 210V209H243ZM53 211V210H52ZM153 211V210H151ZM178 211V210H176ZM234 211V210H233ZM260 211V210H259ZM51 212V211H50ZM49 212V213H50ZM163 212V211H162ZM183 216H191V213L190 211H187L186 209L180 211ZM243 212V211H242ZM152 213V212H151ZM200 213V212H199ZM55 214V213H54ZM215 214V213H214ZM220 214V213H219ZM223 214V213H222ZM243 214V213H242ZM161 215V214H160ZM193 215V214H192ZM211 215V214H210ZM48 216V215H47ZM54 216V215H53ZM248 216V215H247ZM134 217H136L135 219H138V222H135V219ZM138 217V218H137ZM55 218V217H54ZM60 218V219H61ZM121 218V219H120ZM241 218V217H239ZM46 219V218H45ZM51 219V218H50ZM53 219V218H52ZM140 219V220H139ZM228 219V218H227ZM245 219V218H244ZM184 220V219H183ZM187 220V218H186ZM194 220V219H193ZM229 220V219H228ZM257 220V218H256ZM81 221V222H80ZM151 221V220H150ZM154 222V221H153ZM58 223V222H57ZM80 223V224H79ZM239 223V222H238ZM251 223V222H250ZM249 223V224H250ZM263 223V222H262ZM56 224V223H55ZM149 224V223H148ZM209 224V222H208ZM240 224V223H239ZM238 224V225H239ZM57 225V224H56ZM145 225V224H144ZM161 225V224H160ZM160 225H156L155 227H162ZM216 225V223H215ZM257 225V224H256ZM255 225V226H256ZM260 225V224H258ZM262 225V224H261ZM260 225V226H261ZM59 226V225H58ZM152 226V225H151ZM190 226V225H188ZM209 226V225H208ZM214 226V225H213ZM259 226V227H260ZM52 227V226H51ZM194 227V226H193ZM248 227V226H247ZM54 228V227H53ZM132 228V229H133ZM202 228V227H201ZM147 229V228H146ZM157 229V228H155ZM57 230V229H55ZM136 230V229H135ZM138 230V228H137ZM151 230V229H150ZM156 231V230H155ZM159 231V229H158ZM212 231V230H211ZM123 232V231H122ZM55 233V232H54ZM137 233V232H136ZM200 233V232H199ZM122 234V233H121ZM217 234V233H216ZM124 235V234H123ZM126 235V233H125ZM129 235V234H128ZM142 235V234H141ZM122 237V235H120ZM164 237V236H163ZM1 239V238H0ZM61 239V238H60ZM144 239V238H143ZM2 241V240H1ZM121 241V240H120ZM146 241V239H145ZM124 242V241H123ZM221 242V241H220ZM126 243V242H125ZM128 243L129 244H126V245H129L128 249H133L137 252H140V262H143L141 264H149L150 262V259H148L147 263H144V253H141V247L144 245H142V241H137L134 237H131V239L128 240ZM215 243V242H214ZM200 244V243H199ZM40 245V244H39ZM160 245V243H159ZM202 245V244H201ZM221 245V244H220ZM23 246V247H24ZM121 246V245H120ZM123 246V245H122ZM151 246V245H150ZM6 247V246H5ZM158 247V246H157ZM1 248V247H0ZM220 248V247H219ZM5 249V248H4ZM17 249V248H16ZM2 250V248H1ZM48 250V249H47ZM144 250V249H143ZM152 250V249H151ZM221 250V249H220ZM50 252V251H49ZM203 252V251H202ZM218 252V251H217ZM1 253V252H0ZM48 253V252H47ZM37 254V253H36ZM46 254V253H45ZM49 254V253H48ZM196 254V253H195ZM146 256V254H145ZM150 256V255H149ZM226 257V256H225ZM4 258V256H3ZM2 258V259H3ZM7 258V257H6ZM51 258V257H50ZM164 258V257H163ZM186 259V258H185ZM210 259V258H209ZM1 260V259H0ZM6 261V260H5ZM131 261V260H130ZM4 262V260H3ZM156 262V260H155ZM84 263V262H83Z\"/></svg>",
	"mask_w": 264,
	"mask_h": 264
},
{
	"label": "clouds",
	"instance_id": "clouds-1",
	"mask_svg": "<svg viewBox=\"0 0 264 264\" xmlns=\"http://www.w3.org/2000/svg\"><path fill=\"white\" fill-rule=\"evenodd\" d=\"M8 243L7 234H5L4 239L0 241V247L6 246Z\"/></svg>",
	"mask_w": 264,
	"mask_h": 264
}]
</instances>
